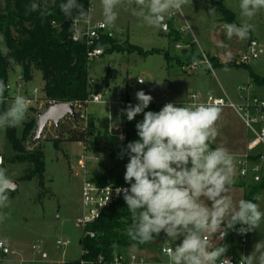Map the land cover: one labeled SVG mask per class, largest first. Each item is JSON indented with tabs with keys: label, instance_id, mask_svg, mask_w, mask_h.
I'll use <instances>...</instances> for the list:
<instances>
[{
	"label": "rangeland",
	"instance_id": "obj_1",
	"mask_svg": "<svg viewBox=\"0 0 264 264\" xmlns=\"http://www.w3.org/2000/svg\"><path fill=\"white\" fill-rule=\"evenodd\" d=\"M43 8L54 5L56 0H35ZM226 8L231 10L239 24L247 18L240 16V0H222ZM91 19L80 22L76 26V34L84 35L93 31L110 34L120 43L129 41L145 51L161 49L169 53H154L146 57L139 53L113 52L95 56L89 62V78L94 94L101 93L102 101L84 103L78 107V119L71 116L62 119L59 125L49 122L41 136L33 140L36 133L38 116L51 102L43 92L44 80L40 70L33 71V79L26 81L22 67L12 65L9 72V98L7 109L15 96L22 95L29 99V108L23 122L17 126L20 137L27 133L25 146L27 150L40 149L44 154L45 169L43 178L23 179L26 164L19 162L16 152L7 141L5 127H0V168L6 170L9 179L19 182L15 190L8 191L7 207H0V264H65L69 260L78 259L82 250L80 239L84 228L78 220L84 214L82 200V181L84 172L81 167L85 161L89 175L99 176L112 166L108 145L119 142V128L123 123L122 107L126 93L136 99V92L143 90L153 97L151 103L164 106L168 103H179V106L194 105L195 101L205 104L208 94L228 96L233 102L240 101L239 88L250 86L251 94L264 102V86L257 85L250 72L264 77V9L248 21L254 25L249 36L240 40L237 37L228 39L222 25L219 10L204 0H188L180 12H172L166 17L167 30L149 26L141 18L133 14L135 5H128L127 0L116 8L117 20L113 25L103 22L101 0H90ZM9 0H0V15L7 14ZM214 9V11H212ZM104 23L103 30L96 26ZM249 39L256 40L263 51L258 49L259 57L250 58L246 65H240V58L247 54ZM223 43V47L219 43ZM181 46L180 49L176 45ZM6 45L0 40V51ZM7 49V48H6ZM188 51V52H185ZM202 56L194 71L186 70L195 56ZM211 57H216L220 65H213ZM235 65H228L230 61ZM208 62V63H207ZM211 65L214 70H209ZM139 79L144 80L143 83ZM120 98L121 102H117ZM206 105V104H205ZM178 106V107H179ZM220 109L216 122L218 135L210 147L226 148L236 160V172L230 195L234 202L243 199L246 192L258 183L257 177L264 175V158L254 161L262 168L255 174L249 172L240 175L237 157L246 152L248 132L235 110L228 107ZM83 115V117H81ZM94 117L96 144L90 148L89 138L85 135L88 121ZM117 128V129H116ZM262 199L257 201L264 211V190ZM210 203L211 202H207ZM223 240L214 234L212 241L217 246L227 245L226 257L248 255L254 245L264 240V218L258 229L246 233L245 242L241 243L237 229H228ZM58 239H69L71 244L62 248L57 245ZM168 241L166 234L155 239L145 247L132 246L131 249L142 248L145 253L157 252L162 242L177 245ZM33 246L38 248L33 249ZM47 257H43V253Z\"/></svg>",
	"mask_w": 264,
	"mask_h": 264
},
{
	"label": "clouds",
	"instance_id": "obj_2",
	"mask_svg": "<svg viewBox=\"0 0 264 264\" xmlns=\"http://www.w3.org/2000/svg\"><path fill=\"white\" fill-rule=\"evenodd\" d=\"M122 2L101 0L106 25L115 23L116 8ZM127 3L135 5L133 14L146 24L166 31V17L180 12L188 0H127ZM38 7L32 3L30 10ZM60 9L66 17L77 21L87 23L91 19L77 0H66ZM261 9H264V0H240V16L247 19L239 25H222L228 39L234 36L246 39L254 29L248 21ZM219 46L224 45L220 42ZM7 52L5 48L4 54ZM9 62H14V58H9ZM5 88L0 80V102ZM135 95L138 103L127 106V120L132 121L141 113L143 119L135 126L138 139L126 146L129 159L124 179L130 188L116 189L118 194L123 193L132 214L129 237L140 244L154 241L162 231L168 241L175 242L182 237L181 243L163 249L169 264H232L231 258L225 257L228 246L214 244L213 235L218 233V239L223 240L227 230L238 224L240 234L252 232L258 229L264 211L255 202L262 199L260 194L235 202L230 195L236 160L226 148L210 147L218 135L216 122L220 109L205 104L178 107L167 103L158 112L145 111L153 97L143 90ZM29 104L27 97L15 96L11 106L0 114V127L19 126ZM14 187L6 170L0 168V207H7V193ZM239 264H264V240L257 242L250 254L241 255Z\"/></svg>",
	"mask_w": 264,
	"mask_h": 264
},
{
	"label": "trees",
	"instance_id": "obj_3",
	"mask_svg": "<svg viewBox=\"0 0 264 264\" xmlns=\"http://www.w3.org/2000/svg\"><path fill=\"white\" fill-rule=\"evenodd\" d=\"M204 1L219 10L223 22L238 25L235 14L224 6L222 0ZM64 2L66 0H56L54 5L47 8L39 6L37 10L31 11L30 5L36 3L35 0H9L7 14L0 15V37H3L2 40L8 50L7 55L0 51V80L6 85L3 100L0 102V114L7 110L9 72L12 65L22 67L26 81L33 79L35 69L40 70L44 80L43 92L48 100L84 102L94 94L88 71L91 59L89 52L94 49H104L105 53L137 52L144 57L160 53L164 54L165 58H169V53L164 50L145 51L127 40L120 43L110 34L99 31L75 37L76 26L82 21L64 15L60 9V5ZM77 2L84 6L86 12H90V0H77ZM9 58H14V62L10 63ZM200 60H202L201 55L195 56L190 63ZM210 61L214 66L220 65L216 57H211ZM227 64L235 65V62L231 60ZM240 65H246V63H240ZM250 76L257 85L264 86V77L252 71ZM137 103L138 101L126 93L121 109L122 131L125 139L123 142H113L108 145L109 157L113 160V164L101 175L92 177V180L100 186L130 187L124 179L129 159L126 146L138 139L135 126L142 121L143 113L138 114L134 120L128 121L126 108L129 104ZM162 107L158 103H150L145 111L158 112ZM27 133L24 132L20 137L16 127H5L7 141L16 152L15 159L27 166L22 178L38 177L42 180L45 169L44 154L40 149L27 150L24 142ZM85 135L89 138L90 148H93L96 144L94 117L89 119ZM263 158V155H258L252 157V160L257 161ZM262 190H264V175L258 177V183L246 192L243 199H252L254 195L261 194ZM132 223V214L121 196L104 207L99 217L85 226L80 239L81 256L65 264H81L82 261H85V264H98L100 257L102 262L108 263L113 261L115 255L126 252L132 246L145 247L150 244L151 242L140 244L129 237L128 229ZM238 227H240L239 224L235 226V228ZM91 233L94 236H91ZM164 234L162 231L155 236L154 240L163 237Z\"/></svg>",
	"mask_w": 264,
	"mask_h": 264
},
{
	"label": "built area",
	"instance_id": "obj_4",
	"mask_svg": "<svg viewBox=\"0 0 264 264\" xmlns=\"http://www.w3.org/2000/svg\"><path fill=\"white\" fill-rule=\"evenodd\" d=\"M105 28L104 23H99L96 26L97 30H103ZM77 31V29H76ZM91 33V32H90ZM89 34V33H87ZM77 35V34H76ZM78 36V35H77ZM176 48L180 49L181 46L179 44L176 45ZM263 51L262 47L256 40H250L248 45L247 54L243 55L240 58L241 63H248L250 58H258L259 52ZM102 49H94L93 51L89 52V57L93 58L95 56L102 55ZM208 63V62H207ZM198 62H192L186 68L188 71H194L198 67ZM209 66V70L213 71V67ZM239 93H243L240 95V101L238 103L233 102L228 96H215L208 94L206 99V105H213L217 107H228L233 110L239 115L241 118L242 123L244 124L247 132H248V140L246 144V152L239 155L237 157V164L240 168V175L246 176L250 171L258 174L261 172V166L257 163H253L252 157L263 155L264 157V102L260 101L255 95L251 94L250 86H241L239 88ZM194 99V105H199L195 101L197 98L196 95H192ZM103 96L101 93L93 94L84 102H74L75 109L78 114L79 109L78 107L84 103H89L90 101L93 102H100L102 101ZM117 102H121L120 98L117 99ZM166 102L165 104H167ZM164 104V105H165ZM175 106H179V103H173ZM83 117V115H81ZM121 131V136L118 138L119 142H123L125 139L124 133L122 131V126L117 127ZM116 128V129H117ZM81 167L84 172L83 181H82V200L84 206V214L78 220V224L85 228V226L94 221L96 218L99 217L102 209L109 204H111L116 199L123 196V193H117V188H130L129 186H113V185H106L100 186L92 180V176L89 175V172L86 168L85 161L82 160ZM254 168H258L257 171H254ZM237 235L241 243L245 242L246 234H240L238 228ZM91 236H94L91 233ZM71 244L69 239H58L57 245L62 248L68 247ZM174 247L171 243L162 242L159 246L158 251L155 254H147L143 250L138 248L136 249H128L126 252L115 255L112 262L104 263L102 262V258L100 257L98 264H169L168 257L164 254L163 249L165 247ZM3 247V244L0 242V248ZM35 249L38 246L34 247ZM226 257V256H225ZM231 258L232 264H239L240 258L239 257H226ZM81 264H85V261H82Z\"/></svg>",
	"mask_w": 264,
	"mask_h": 264
},
{
	"label": "water",
	"instance_id": "obj_5",
	"mask_svg": "<svg viewBox=\"0 0 264 264\" xmlns=\"http://www.w3.org/2000/svg\"><path fill=\"white\" fill-rule=\"evenodd\" d=\"M75 37H77V35H75ZM67 116H71L74 120L78 119V114L76 112L74 102H61V101L51 102L49 106L38 116V121L36 123V133L33 140L35 141L41 136L45 126L49 122H52L54 125L57 126L59 125L60 121ZM11 181L15 185L14 187L15 190L19 186V182L15 180H11Z\"/></svg>",
	"mask_w": 264,
	"mask_h": 264
},
{
	"label": "crops",
	"instance_id": "obj_6",
	"mask_svg": "<svg viewBox=\"0 0 264 264\" xmlns=\"http://www.w3.org/2000/svg\"><path fill=\"white\" fill-rule=\"evenodd\" d=\"M250 40H253V39H249V41H250ZM187 52H188V51H187ZM257 179H258V177H257ZM174 246H175V245H174ZM34 247H35V246H33V249H35ZM157 251H158V249H157ZM227 251H228V249H227ZM81 254H82V253H81ZM147 254H148V253H147ZM152 254H155V253H152ZM43 257H47V253H46V252L43 253ZM239 258H240V256H239Z\"/></svg>",
	"mask_w": 264,
	"mask_h": 264
}]
</instances>
